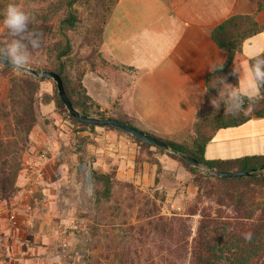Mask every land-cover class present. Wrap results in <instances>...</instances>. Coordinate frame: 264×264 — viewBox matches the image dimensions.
Here are the masks:
<instances>
[{
	"label": "rangeland",
	"instance_id": "obj_1",
	"mask_svg": "<svg viewBox=\"0 0 264 264\" xmlns=\"http://www.w3.org/2000/svg\"><path fill=\"white\" fill-rule=\"evenodd\" d=\"M117 1L76 3L82 20L69 32L74 50L67 59V73L73 85L82 83V63L93 61L92 37L100 34ZM27 2L0 0V40L9 38L4 24L6 7L16 4L26 10ZM48 2L37 0L34 4L47 6ZM63 13L64 9H60L54 18L57 34ZM86 40L87 52L80 54V46ZM51 59L50 51H41L30 57L29 64L42 68ZM20 74L16 69L0 68V92L7 89L12 77ZM55 88L51 78L40 82L39 122L24 152L20 188L11 201L0 200V264H191L190 250L183 246L181 237L186 229L196 233L199 214L173 220L176 233L141 231L132 225L138 224V213L154 204L159 208L161 205L163 213L171 217L174 213L183 215L190 208L213 204L206 196V188L200 194L199 183L191 173V180L180 185L182 191L170 194L168 188L180 163L152 146L156 155L171 162L163 170L161 188L117 179L112 199L97 203V189L104 185L94 179L92 170L110 172L117 163L89 148L96 141L90 133L92 127L76 123L51 99ZM45 97L50 98L48 102L52 105L50 115L42 111L47 103ZM36 133L39 138L47 133L48 138L38 139Z\"/></svg>",
	"mask_w": 264,
	"mask_h": 264
},
{
	"label": "crops",
	"instance_id": "obj_2",
	"mask_svg": "<svg viewBox=\"0 0 264 264\" xmlns=\"http://www.w3.org/2000/svg\"><path fill=\"white\" fill-rule=\"evenodd\" d=\"M236 14H255L263 27L247 38L234 58L238 89L246 83L253 54L259 50L264 55V0H118L100 34L92 37L93 61L82 63V85L102 110L116 117L166 139L193 140L209 69L228 56L214 40L213 30ZM88 42L82 43L80 54L87 52ZM263 96L261 90L257 99ZM51 106L47 102L42 107L44 114H51ZM90 133L96 141L89 148L117 163V179L161 188L163 170L171 162L156 155L154 147L143 149L129 135L103 126L90 128ZM35 136L48 138L47 133ZM263 154L264 116L256 115L217 129L205 151L208 159L221 160ZM179 163L170 194L181 192L180 185L192 178Z\"/></svg>",
	"mask_w": 264,
	"mask_h": 264
},
{
	"label": "trees",
	"instance_id": "obj_3",
	"mask_svg": "<svg viewBox=\"0 0 264 264\" xmlns=\"http://www.w3.org/2000/svg\"><path fill=\"white\" fill-rule=\"evenodd\" d=\"M48 2L47 0H41ZM79 0H53L45 6L34 4L37 0H28V9L24 10L30 16V29L43 33V41L38 50H32L31 56L41 51H50V62L42 68L53 69L63 75L66 90L76 107L82 112L96 116H114L102 110L100 104L88 94L82 83L73 85L67 73V59L74 49L73 40L69 34L81 22V16L76 9ZM38 9H35L34 5ZM263 6V1L259 9ZM64 9L59 19L58 34L54 18L59 10ZM262 26L257 22L255 14H236L224 20L213 30L214 40L228 52L224 63L216 66V71L207 75V96L196 119V134L193 140L178 142L160 137L180 151L190 153L200 159L211 169L221 170H256L245 176L212 177L202 172L198 166L185 158L170 153L160 146L143 141L122 129L109 125H93L78 121L70 114L62 101L56 82L55 93L51 99L62 108L76 123L96 128L103 126L120 130L129 134L142 147L156 146L160 151L178 159L194 175L199 183V193L206 188L213 204L190 208L183 215L174 213L173 217L163 213L162 206L157 204L138 213V227L149 232H177L173 220H184L186 216L199 214L200 221L196 233L186 229L181 239L183 246L190 250L191 264H264V154L245 156L237 159H208L205 156L206 146L217 129L239 125L252 116H264V96L262 99H245L242 109L236 114H230L226 105L217 101L214 108L210 99L217 96V81L220 76H226L227 81L239 85V75H233V61L236 54L242 51L244 42L250 36L260 32ZM4 70L12 67L0 66ZM222 68V69H221ZM219 69H221L219 71ZM20 76L12 77L9 86L0 92V200L11 201L19 190V179L23 170L24 152L31 144V134L39 122V91L40 82L34 75L20 71ZM50 79V78H49ZM80 86V87H79ZM264 93V89H262ZM50 98L45 97L48 102ZM116 117V116H114ZM120 118V117H118ZM123 119L129 123L130 120ZM153 134V133H152ZM153 152V151H151ZM154 162H161L153 158ZM94 179L103 183V188L97 189V203L112 199L117 184L116 171L110 172L92 170ZM165 196L162 197V200ZM172 225V226H170ZM251 233V240H245L244 234Z\"/></svg>",
	"mask_w": 264,
	"mask_h": 264
},
{
	"label": "clouds",
	"instance_id": "obj_4",
	"mask_svg": "<svg viewBox=\"0 0 264 264\" xmlns=\"http://www.w3.org/2000/svg\"><path fill=\"white\" fill-rule=\"evenodd\" d=\"M4 24L8 29L9 38L0 40V66H6L4 62H7L13 69L23 71L29 64L31 51L41 47L43 33L30 29L29 14L16 4H9L6 7ZM251 59L246 83L242 87L237 89V86L228 83L226 76L218 78L216 88L218 94L210 99L214 108L219 101L226 105L230 114H236L242 109L245 99L251 101L261 95V90L264 89V55L257 50ZM232 74H238L235 67ZM251 236L250 232L244 234L245 240H251Z\"/></svg>",
	"mask_w": 264,
	"mask_h": 264
},
{
	"label": "water",
	"instance_id": "obj_5",
	"mask_svg": "<svg viewBox=\"0 0 264 264\" xmlns=\"http://www.w3.org/2000/svg\"><path fill=\"white\" fill-rule=\"evenodd\" d=\"M6 65L7 62H4ZM10 66V65H8ZM23 71L28 72L35 77L39 79H46L51 78L56 82L59 95L66 105L68 111L72 116H74L78 121L84 122L87 124H93V125H109L114 126L116 128L122 129L125 132L143 140L149 143H152L154 145L160 146L161 148L165 149L166 151H169L173 154L179 155L183 158H185L188 162L201 167L205 173L210 174L214 177L224 176V177H236V176H245L252 174L256 168L254 169H243V170H221V169H211L208 166H206L200 159L195 157L194 155L190 153H186L183 151H180L176 147L170 145L167 141L164 139L144 130L137 126H135L132 123H129L123 119H120L118 117L114 116H96V115H89L81 110H79L74 102L72 101L71 97L69 96L66 87L63 75L53 69H38L30 64H28L27 68H25Z\"/></svg>",
	"mask_w": 264,
	"mask_h": 264
}]
</instances>
